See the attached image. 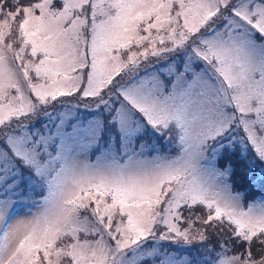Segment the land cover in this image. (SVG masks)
<instances>
[{
  "label": "snow or ice",
  "instance_id": "6c2138e0",
  "mask_svg": "<svg viewBox=\"0 0 264 264\" xmlns=\"http://www.w3.org/2000/svg\"><path fill=\"white\" fill-rule=\"evenodd\" d=\"M0 264H264V0H0Z\"/></svg>",
  "mask_w": 264,
  "mask_h": 264
}]
</instances>
